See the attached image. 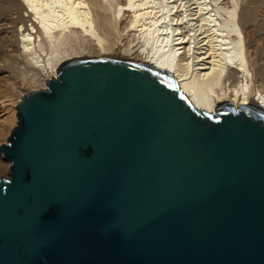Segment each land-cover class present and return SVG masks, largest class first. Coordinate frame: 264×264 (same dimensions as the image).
<instances>
[{"label":"water","instance_id":"1","mask_svg":"<svg viewBox=\"0 0 264 264\" xmlns=\"http://www.w3.org/2000/svg\"><path fill=\"white\" fill-rule=\"evenodd\" d=\"M56 71L0 145V264H264V108L132 59Z\"/></svg>","mask_w":264,"mask_h":264},{"label":"bare ground","instance_id":"2","mask_svg":"<svg viewBox=\"0 0 264 264\" xmlns=\"http://www.w3.org/2000/svg\"><path fill=\"white\" fill-rule=\"evenodd\" d=\"M179 1L5 0L0 12L17 15L9 22L20 24L19 50L27 66L46 73L41 89L67 59L126 58L173 73L196 109L215 113L216 103L224 100L234 108L250 101L264 108V90L253 85L250 67L253 40L245 44L236 1ZM22 9L29 18L28 28L25 17L18 15ZM7 122H13L12 116Z\"/></svg>","mask_w":264,"mask_h":264},{"label":"rangeland","instance_id":"3","mask_svg":"<svg viewBox=\"0 0 264 264\" xmlns=\"http://www.w3.org/2000/svg\"><path fill=\"white\" fill-rule=\"evenodd\" d=\"M16 1L18 2V4H21V0ZM174 1H177L178 4L180 2L179 0ZM235 1L237 3V14L240 20L239 24L245 25H243V27L245 28H243L241 25V28L245 30V32H243V35H245V44L247 45L253 40V44H251L252 56L250 65L253 71V85L255 84L254 86L258 87V89L264 90V0ZM228 2L230 3V0H228ZM229 3L228 5H230ZM4 4L5 0H0V6L2 7V5ZM179 13L180 12H178L177 14ZM11 14L12 15H6L0 12V145L7 143V138L10 135V131L14 128L15 125H17L18 117L16 115L17 109L15 108V106L21 100V96L34 90H38V88L41 89V85L46 79L45 72L42 73L32 65L27 66V63L25 62L23 55L21 54V50H19L20 26L18 25L20 24H11L9 22L10 19H15L17 17L16 14ZM18 15L25 17L26 22L24 24L25 27L28 28L30 23L26 12L22 9L21 11H19ZM246 17L248 19L247 21ZM181 26L186 27V22H183ZM247 33L249 35H247ZM253 48L256 49V52H254L255 49ZM256 68L260 69L259 74H254L257 70ZM12 89L14 91L13 93L15 94L11 93ZM9 94H12V96H10ZM11 97L13 98L11 99ZM10 116H12L13 122L11 124H8L7 120ZM0 159L2 163V168H0V171L2 173L0 174V177L1 175H3V177H8V172L10 171V161L3 158L1 152ZM5 167H7V170Z\"/></svg>","mask_w":264,"mask_h":264}]
</instances>
